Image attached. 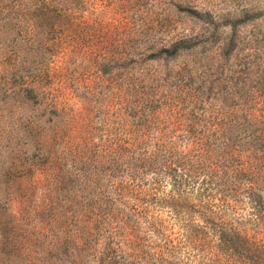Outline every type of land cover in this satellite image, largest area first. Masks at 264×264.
<instances>
[{
	"label": "rangeland",
	"instance_id": "rangeland-1",
	"mask_svg": "<svg viewBox=\"0 0 264 264\" xmlns=\"http://www.w3.org/2000/svg\"><path fill=\"white\" fill-rule=\"evenodd\" d=\"M92 8L98 14L72 30L80 47L54 71L72 112L87 108L96 145L120 134L116 119L103 123L108 106L111 119L127 113L146 128L139 148L161 136L174 151L168 160L123 155L96 171L108 189L135 176L120 205L136 221L132 264H264V159L247 150L249 131L264 139V113L258 126L245 119L264 111V0H88ZM182 40L191 47L172 53ZM192 133L209 134L203 160Z\"/></svg>",
	"mask_w": 264,
	"mask_h": 264
},
{
	"label": "trees",
	"instance_id": "trees-1",
	"mask_svg": "<svg viewBox=\"0 0 264 264\" xmlns=\"http://www.w3.org/2000/svg\"><path fill=\"white\" fill-rule=\"evenodd\" d=\"M87 3L0 0V264H132L139 256L136 221L120 205L135 176L112 180L108 189L96 171L104 160L123 155L168 160L174 153L161 136L151 149L139 148L146 128L130 123L127 113L111 119L108 106L103 123L116 119L120 134L96 145L88 136L87 108L72 112L65 76L54 71L63 70L69 53L81 45L72 30L81 32L86 14H98ZM190 47L178 41L172 53ZM258 111L246 114L251 126L260 122L264 111ZM255 130L249 131L247 150L264 159V139ZM193 134L190 145L203 160L213 151L209 134ZM81 141L90 149L78 147Z\"/></svg>",
	"mask_w": 264,
	"mask_h": 264
}]
</instances>
